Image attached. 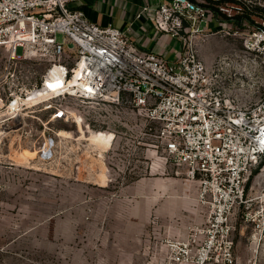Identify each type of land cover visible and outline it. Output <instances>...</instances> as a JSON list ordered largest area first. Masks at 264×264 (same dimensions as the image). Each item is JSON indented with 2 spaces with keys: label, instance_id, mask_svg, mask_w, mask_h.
<instances>
[{
  "label": "rangeland",
  "instance_id": "374dc122",
  "mask_svg": "<svg viewBox=\"0 0 264 264\" xmlns=\"http://www.w3.org/2000/svg\"><path fill=\"white\" fill-rule=\"evenodd\" d=\"M231 41L240 53L243 42ZM54 64L37 47L0 49V264H174L169 243L192 242L206 226L199 183L129 104L67 95L25 104ZM263 187L261 166L231 214L235 264H264L254 200Z\"/></svg>",
  "mask_w": 264,
  "mask_h": 264
},
{
  "label": "built area",
  "instance_id": "2783aa9c",
  "mask_svg": "<svg viewBox=\"0 0 264 264\" xmlns=\"http://www.w3.org/2000/svg\"><path fill=\"white\" fill-rule=\"evenodd\" d=\"M80 1L0 0V49L37 47L50 56L45 79L59 68L67 81L52 99L129 104L155 124L163 152L199 183L198 202L207 208L205 229L192 242L169 243L171 262L235 264L231 214L245 203L253 171L264 167V0H162L151 21L181 44L175 62L143 55L123 31L89 21L73 7ZM214 21L232 28L215 31ZM213 36L240 39L243 50L208 66L199 46ZM254 200L264 213V187Z\"/></svg>",
  "mask_w": 264,
  "mask_h": 264
},
{
  "label": "crops",
  "instance_id": "0c3cea01",
  "mask_svg": "<svg viewBox=\"0 0 264 264\" xmlns=\"http://www.w3.org/2000/svg\"><path fill=\"white\" fill-rule=\"evenodd\" d=\"M162 0H81L73 7L101 27L112 26L123 31L135 48L143 55H154L167 62H175L181 56V44L153 28L151 17ZM151 9L142 18L137 15L144 7ZM230 21H214L213 30L232 28ZM253 25H256L252 21ZM234 38L213 36L199 46V55L211 66L222 56L235 50ZM237 39V38H235Z\"/></svg>",
  "mask_w": 264,
  "mask_h": 264
},
{
  "label": "bare ground",
  "instance_id": "6f19581e",
  "mask_svg": "<svg viewBox=\"0 0 264 264\" xmlns=\"http://www.w3.org/2000/svg\"><path fill=\"white\" fill-rule=\"evenodd\" d=\"M64 72H61L59 68H55L51 71L50 75L46 78V82L43 85L42 89H38L32 93L29 94L27 99L24 101L25 104H29L31 102H34L37 99H41L44 97H48L50 95H53V93L61 92L63 89L67 88V81L65 76L63 75ZM78 75V74H77ZM77 78V77H76ZM71 80L69 83V87L72 85L77 84V79ZM19 102L21 103V99L17 98L10 107L12 109L17 111V107L19 105ZM16 107V108H14ZM10 109V108H9Z\"/></svg>",
  "mask_w": 264,
  "mask_h": 264
},
{
  "label": "water",
  "instance_id": "95a60500",
  "mask_svg": "<svg viewBox=\"0 0 264 264\" xmlns=\"http://www.w3.org/2000/svg\"><path fill=\"white\" fill-rule=\"evenodd\" d=\"M70 47H73L72 45Z\"/></svg>",
  "mask_w": 264,
  "mask_h": 264
}]
</instances>
